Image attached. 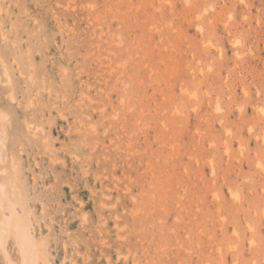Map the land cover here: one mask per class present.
<instances>
[{
	"label": "rangeland",
	"instance_id": "rangeland-1",
	"mask_svg": "<svg viewBox=\"0 0 264 264\" xmlns=\"http://www.w3.org/2000/svg\"><path fill=\"white\" fill-rule=\"evenodd\" d=\"M0 111L47 264H264V0H0Z\"/></svg>",
	"mask_w": 264,
	"mask_h": 264
},
{
	"label": "bare ground",
	"instance_id": "bare-ground-1",
	"mask_svg": "<svg viewBox=\"0 0 264 264\" xmlns=\"http://www.w3.org/2000/svg\"><path fill=\"white\" fill-rule=\"evenodd\" d=\"M8 71L6 69V73ZM7 118L8 114L0 111V255L6 264H47L42 246L35 247L34 252L29 249L30 240L24 223V182L15 157L12 160L13 167L10 169L8 165L12 153L8 142L9 131L5 126Z\"/></svg>",
	"mask_w": 264,
	"mask_h": 264
}]
</instances>
